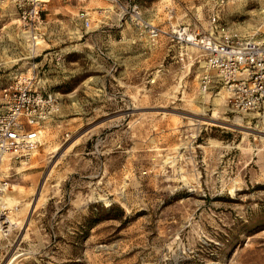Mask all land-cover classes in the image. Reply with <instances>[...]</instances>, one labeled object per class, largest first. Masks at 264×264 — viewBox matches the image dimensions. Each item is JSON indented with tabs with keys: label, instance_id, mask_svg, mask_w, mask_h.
Here are the masks:
<instances>
[{
	"label": "rangeland",
	"instance_id": "374dc122",
	"mask_svg": "<svg viewBox=\"0 0 264 264\" xmlns=\"http://www.w3.org/2000/svg\"><path fill=\"white\" fill-rule=\"evenodd\" d=\"M16 23L2 2L0 86L52 75L41 61L51 22L42 46ZM159 44L170 53L143 56L138 83H116V70L42 83L61 94L62 121L13 166L0 264H264V124L228 111L220 85L199 91L195 48ZM90 211L103 218L85 230Z\"/></svg>",
	"mask_w": 264,
	"mask_h": 264
},
{
	"label": "built area",
	"instance_id": "2783aa9c",
	"mask_svg": "<svg viewBox=\"0 0 264 264\" xmlns=\"http://www.w3.org/2000/svg\"><path fill=\"white\" fill-rule=\"evenodd\" d=\"M226 0H216L209 14L206 31L187 25L161 27L142 19L135 4L108 0L119 17H127L139 27L149 44L166 38L180 47H193L201 57L198 74L201 93L220 85L225 92V107L231 112L254 113L264 124V39L232 40L218 33V8ZM10 2L20 34L36 40L49 0H0ZM264 11V9H263ZM88 26L84 11L79 13ZM0 86V236L12 228L11 210L6 205L9 177L14 165H25L37 150L43 133L61 116V94L44 86H33L31 77L18 75Z\"/></svg>",
	"mask_w": 264,
	"mask_h": 264
},
{
	"label": "crops",
	"instance_id": "0c3cea01",
	"mask_svg": "<svg viewBox=\"0 0 264 264\" xmlns=\"http://www.w3.org/2000/svg\"><path fill=\"white\" fill-rule=\"evenodd\" d=\"M121 2L125 5L135 4L144 21H152L165 28L170 25H187L192 29H198V24L204 20V0H121ZM206 3H209L206 10L207 30L209 14L215 8L216 0H207ZM99 4L108 6L101 8ZM263 9L264 0H226L218 8L216 20L218 33L227 34L232 40L264 39V31L260 30L264 26ZM81 11L87 15V27L83 26L79 16ZM92 12L97 14L94 19L89 17ZM241 14L247 18L236 24L235 16ZM43 17L39 37L32 40L33 44L44 45L46 26L51 22L55 28L51 44L55 47L47 49L41 56V61L47 67H51L46 70L51 71V77L42 78L44 76L42 75L34 81L35 76L31 75L32 83H41L37 86H44L42 83H70L74 77L78 79L76 83H85L92 77V73L110 74L114 70L117 72L114 79L116 83H138L136 75L140 67L151 62L149 58L143 59V56L170 53L168 47L149 44L139 27L127 17H119L117 10L108 0H49ZM25 41L27 42L26 39ZM28 51L31 52L29 43ZM61 121L59 118L55 125L58 126ZM55 125H51L50 129H54Z\"/></svg>",
	"mask_w": 264,
	"mask_h": 264
},
{
	"label": "trees",
	"instance_id": "16d2710c",
	"mask_svg": "<svg viewBox=\"0 0 264 264\" xmlns=\"http://www.w3.org/2000/svg\"><path fill=\"white\" fill-rule=\"evenodd\" d=\"M90 207H92V205H89V206H88L89 209H90ZM110 209H114V207H112L111 205H109L108 207L104 208L103 211H104V212H107V211H109ZM118 211H119L120 214H121L122 211H121L120 209H118ZM102 216H103V215L99 214L98 212H92V211H90V212L88 213L87 218H86V220H87L89 223L86 225L85 230H86L88 227H90L91 225H94L95 223L101 221V219L103 218ZM109 216H111L112 218H119V215H109Z\"/></svg>",
	"mask_w": 264,
	"mask_h": 264
},
{
	"label": "bare ground",
	"instance_id": "6f19581e",
	"mask_svg": "<svg viewBox=\"0 0 264 264\" xmlns=\"http://www.w3.org/2000/svg\"><path fill=\"white\" fill-rule=\"evenodd\" d=\"M37 152V150H35V152L33 153V155L35 154ZM9 199V198H8ZM35 201V200H34ZM11 203V202H10ZM33 203V202H32ZM34 204H35V202H34ZM32 205V204H31Z\"/></svg>",
	"mask_w": 264,
	"mask_h": 264
}]
</instances>
